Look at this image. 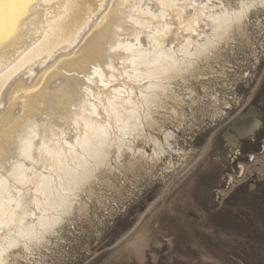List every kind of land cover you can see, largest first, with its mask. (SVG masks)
<instances>
[{
  "label": "bare ground",
  "instance_id": "1",
  "mask_svg": "<svg viewBox=\"0 0 264 264\" xmlns=\"http://www.w3.org/2000/svg\"><path fill=\"white\" fill-rule=\"evenodd\" d=\"M262 3L33 0L6 10L0 264H10L8 249L32 253L67 215L82 216L80 197L96 181L112 187V171L143 174L166 154L174 135L164 125L172 119L180 125L188 115L176 109L192 100L190 83L206 74L199 63L217 53V44L242 36V18ZM180 84L186 98L177 94ZM248 124L241 122L242 133Z\"/></svg>",
  "mask_w": 264,
  "mask_h": 264
},
{
  "label": "rangeland",
  "instance_id": "2",
  "mask_svg": "<svg viewBox=\"0 0 264 264\" xmlns=\"http://www.w3.org/2000/svg\"><path fill=\"white\" fill-rule=\"evenodd\" d=\"M241 28L199 63L206 74L176 109L188 115L164 125L169 151L146 173H105L112 187L82 194V216L32 253L8 249L10 264H264V3Z\"/></svg>",
  "mask_w": 264,
  "mask_h": 264
},
{
  "label": "snow or ice",
  "instance_id": "3",
  "mask_svg": "<svg viewBox=\"0 0 264 264\" xmlns=\"http://www.w3.org/2000/svg\"><path fill=\"white\" fill-rule=\"evenodd\" d=\"M33 0H0V29L3 27L4 22V13L6 10L18 7L20 5H27L32 3ZM25 13H20V15H24ZM19 19V16H17V20ZM89 83H93L92 79L89 78ZM106 86V85H105ZM243 114L241 117H238L237 119H242Z\"/></svg>",
  "mask_w": 264,
  "mask_h": 264
}]
</instances>
